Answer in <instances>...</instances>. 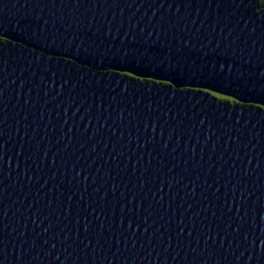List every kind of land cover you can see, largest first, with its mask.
<instances>
[{"label": "water", "instance_id": "water-1", "mask_svg": "<svg viewBox=\"0 0 264 264\" xmlns=\"http://www.w3.org/2000/svg\"><path fill=\"white\" fill-rule=\"evenodd\" d=\"M0 36V264H264V0H0ZM129 47L243 107L93 76Z\"/></svg>", "mask_w": 264, "mask_h": 264}, {"label": "snow or ice", "instance_id": "snow-or-ice-1", "mask_svg": "<svg viewBox=\"0 0 264 264\" xmlns=\"http://www.w3.org/2000/svg\"><path fill=\"white\" fill-rule=\"evenodd\" d=\"M4 38L0 36V40ZM190 43L188 47H190ZM99 57H103V61L101 62L97 72L93 76L103 77H115L119 78L120 84L117 87H123L125 93L128 92L130 88L137 91L140 89L142 91H147L150 87H155L163 82L164 89L174 91L179 94L180 98H186L188 94L191 93H203L205 99L208 97L214 98V101L227 102L234 106L243 107L242 98H238L235 92L224 94V82H206L200 84H189L187 87L183 86L181 83H178L171 76L165 77H153L151 71L149 70L151 67V62L149 61L147 56L141 57L139 55V50L134 47H129L127 49H121L119 53L115 55L102 54L99 51H96ZM132 60L133 63H127L129 60ZM136 60H139V64L134 63ZM72 64L76 63L75 58L69 61ZM147 64V67L142 68L141 65ZM89 72L92 71L91 68L88 69ZM221 76L224 73H228L229 80L231 79V70L225 71L224 69H219ZM148 78V79H145ZM100 85L103 84V80H101ZM177 96L174 95L173 99H176ZM256 107L260 108L262 112H264V100L256 103ZM2 135V134H0ZM5 145L0 143V151L4 149ZM2 159V157H0ZM0 174H2V170H0ZM0 188H2V182H0ZM264 251V248H262Z\"/></svg>", "mask_w": 264, "mask_h": 264}]
</instances>
